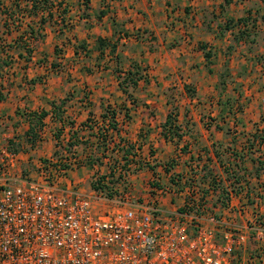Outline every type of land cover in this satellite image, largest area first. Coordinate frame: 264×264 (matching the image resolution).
Returning <instances> with one entry per match:
<instances>
[{
	"label": "crops",
	"instance_id": "1",
	"mask_svg": "<svg viewBox=\"0 0 264 264\" xmlns=\"http://www.w3.org/2000/svg\"><path fill=\"white\" fill-rule=\"evenodd\" d=\"M62 1L52 8L51 19L43 15L42 39L28 61L15 42L19 36L25 39L30 26L36 28L42 17L26 11L18 30L10 16L17 3L26 9L31 3L0 0V141L5 137L23 142L17 137L29 129L27 113L45 111L41 130H47L45 138L34 144L29 155L40 156L43 150L52 155L53 129L60 124L51 117V104L60 106L62 116L73 122L72 129L64 126L65 131L74 132L83 155L100 156L106 146L103 167L111 163L115 144H131L137 157L130 165L140 164L142 169L130 180L144 176L150 184L163 182L168 213L182 206L178 187L194 180L207 192V211L215 215L218 211L245 235L237 263L264 264V164L257 171L258 160L264 162V97H259L264 93V0H228L227 4L224 0H89L86 6L84 0ZM98 40L108 45L100 50ZM62 52L82 63L73 70L77 73L73 83L51 70ZM90 57L92 66L83 65ZM135 68L141 70L142 79L129 89L131 103L118 84L119 76ZM228 77L234 87L255 99L247 103L242 91L236 90L244 111L236 107L231 112L234 99H224ZM171 101L175 113L165 128ZM221 104L229 107L222 109ZM107 108L122 110L116 116L118 131L109 127ZM123 108L129 111L127 120ZM165 132L171 140L165 139ZM239 155L244 156L243 165ZM241 165L245 174L236 184L224 169L241 177ZM208 171L210 177L202 178ZM221 185L229 199L222 208ZM233 188L241 189L237 193ZM204 224L215 227L207 220Z\"/></svg>",
	"mask_w": 264,
	"mask_h": 264
},
{
	"label": "built area",
	"instance_id": "2",
	"mask_svg": "<svg viewBox=\"0 0 264 264\" xmlns=\"http://www.w3.org/2000/svg\"><path fill=\"white\" fill-rule=\"evenodd\" d=\"M19 161L0 146V264H238L245 235L225 232L221 240V218L198 210L193 186L181 192L184 210L166 215V190L146 201L128 187L112 198L86 194L53 159L37 179L23 177Z\"/></svg>",
	"mask_w": 264,
	"mask_h": 264
},
{
	"label": "trees",
	"instance_id": "3",
	"mask_svg": "<svg viewBox=\"0 0 264 264\" xmlns=\"http://www.w3.org/2000/svg\"><path fill=\"white\" fill-rule=\"evenodd\" d=\"M17 2H25V3H31V9H26V7H21L18 3L16 4L17 9L15 10V13H13L10 18L13 19V23L14 26L19 30L22 26V22L24 20V16L26 11L29 14H32L33 16H37V15H41L42 19H40L38 21V23L36 24V28H32L30 25V28L28 29V33L27 36L25 37V39H23L21 36H19V38L16 40L15 45H17V47L22 48L26 53H27V60L29 61L31 58L28 56H30L31 52L34 50L33 48L35 47V44L42 39V34H41V29L43 27V25L45 24L46 20L43 19V15L46 14L49 19L52 18V8L54 6L60 7L63 4L62 0H15ZM89 0H84L85 6L87 5V2ZM225 4L228 3V0H224ZM65 11H62V14ZM59 15L60 18V23L63 25L64 24V19L63 16ZM23 18V20H22ZM242 22H244L243 20H241ZM230 27H227V29H229ZM1 37H0V43H1ZM19 43V44H18ZM33 45V46H32ZM83 43L80 44L78 47L79 48H83ZM107 42L105 40H98V48L101 50L103 48H105L107 46ZM13 47V46H12ZM114 49L113 47H111V52H113ZM54 52L56 55H58L60 53V50L55 48ZM209 55L208 53H205V58L208 59ZM118 58L114 57V61H117ZM42 63V61H39V63ZM54 63H52L51 65H53ZM136 70L134 72L132 71H128L124 74L123 78H120L121 76H119V89L129 98L131 99L130 102L134 103V100H132V96L130 95L129 89L130 88H134L137 84V81L142 79V74H141V70L139 68H135ZM187 91L188 94H191V90L190 89H185ZM63 102H60V104H62ZM53 107V112H52V116L56 119V121L60 124V128L57 132L56 135H54L53 137L55 138L56 144H55V151L52 154V159L55 160L56 162H58L57 164L54 165V167L59 166L61 169L69 172V171H73V170H77L80 167H85L88 170L92 171L94 173V175L96 174L95 177H93L92 181L90 182V187L91 190L94 192H101L103 195H105L107 198H112L115 195L118 194L117 191V185L119 184V182H121L122 184L125 185V178L129 175L132 174H136L139 170L142 169V166L140 164H135V166H131L130 163L133 162L134 158L137 157V154L135 153V149L131 144H125V147L121 146V144H115L111 149V156H109V159L111 161V163H109L108 165H106L105 168L102 167L103 163H102V159L106 158L105 153H106V146H103V150L100 156H95L93 153H87L86 155H83L84 152L82 151H78L77 146L79 145L78 142L75 140V134L74 132H68L69 137L68 138H61V134L64 132L65 127H68L70 129H72L73 127V122H68V120H66L62 115L63 112H61L60 110V106H55L54 104H51ZM222 109L229 107L228 104H221ZM231 108V107H230ZM125 109V108H123ZM121 109L116 110V109H111V108H107L105 110V114H107V116L109 117V127L114 130V131H118L119 127H118V123L116 120V116L117 113H121ZM126 113L124 115V118L127 120L129 118L128 116V109H125ZM224 111V110H221ZM48 113L45 111H42L41 113L37 114L34 112H30L27 113V120L29 121V129L27 130V132L25 133V137L24 139L30 144V146H34V144L36 143V140H38L39 138V134H41V130L43 127V120L45 119V117H47ZM171 115L172 112L167 116L166 121L164 123V127L166 128L167 126H169L170 124V120H171ZM65 126V127H64ZM72 131V130H69ZM171 134H169V132H165L163 133V136L165 137V139L171 140L170 136ZM262 140V138H260ZM10 143V142H9ZM11 144L13 145V143L11 142ZM84 148V147H83ZM97 151H100L101 147L97 146L95 148ZM250 149V148H249ZM13 150V149H12ZM15 151V149L13 150ZM18 152V151H15ZM244 156L243 155H239V161L240 164L243 165V160ZM263 159H264V155H263ZM264 161V160H263ZM262 164H264V162H261V160H258V169L257 171L260 169V167L262 166ZM97 165V167H95ZM239 166L238 168H240L239 170L241 171V173L243 172V174L238 175L237 172L232 173L229 169H224V172L227 174V177L230 176V178L234 179L235 178V183H239V179H242V177L245 174V169L243 168V166ZM101 169H103L104 172L101 171ZM116 177V178H115ZM206 178V177H210V172H205V174L202 176V178ZM114 178L116 179V181H114ZM201 178V179H202ZM179 179V178H178ZM177 179V180H178ZM200 179V180H201ZM212 180V179H211ZM210 180V181H211ZM186 183H183V186H189V187H195L197 188V193L199 194V202L197 204L198 206V210L200 209V207H204L205 210H207L206 206V198L207 192H203L199 189L198 184H196V182H194V180H187L185 181ZM117 183V184H116ZM180 180H178V182L176 183L177 185H179ZM153 187H158L159 184L153 182L151 184ZM241 188H236V191L239 190ZM126 191V188H125ZM124 191V192H125ZM232 191H235V188L232 189ZM237 193H239L237 191ZM221 199H219L218 203L219 205L222 207H226L228 205V196H227V192H224V189L221 185V195H220ZM195 209V208H194ZM184 209L181 208L179 211H183Z\"/></svg>",
	"mask_w": 264,
	"mask_h": 264
},
{
	"label": "rangeland",
	"instance_id": "4",
	"mask_svg": "<svg viewBox=\"0 0 264 264\" xmlns=\"http://www.w3.org/2000/svg\"><path fill=\"white\" fill-rule=\"evenodd\" d=\"M47 56L51 57L52 54H50V55L48 54ZM80 64H82V63H80V61L75 60L72 57L66 56V52H62L61 55L58 57V60H55L54 68H51V70H52L53 73L57 72V74L65 77V81L66 82L73 83V82L76 81V77L74 78V75L77 74V73L73 72V70L76 69L77 66H80ZM91 64H92V58L91 57H90V59H88L87 61H84V63H83V65H85V66H88V65L92 66ZM81 73H82V75H84L83 72H81ZM46 75H50V73L46 74ZM46 75H44L42 77L40 76V78H45ZM228 81H230L229 77H228ZM228 84L230 86H227V88H226L227 91L224 93V99L227 98V97H229V98L231 97L232 99H234V100H232V101H235V102L232 103L233 104L232 105L233 108H232L231 112H233L236 107L238 109L243 108V111H244V105L241 106L240 105L241 103H239V102H242V101L241 100H236V98H237V91L236 90L242 91L243 94H242L241 98H243L244 101H247V103L250 102L251 100H255V99L251 98V97H248V95H245V91H247V90H244L242 88H238L237 86L234 87V85L231 84V81ZM171 93L178 95V93L175 90H172ZM221 95H223V94H221ZM246 97L249 98V99H244ZM259 97L260 98L264 97V93L259 94ZM171 102H172V114H173V113H175V110L173 109V108H175V106L173 104L175 101H171ZM246 107H247L246 109H249L248 106H246ZM68 122L70 123V121H67V123ZM260 124H262V122ZM59 128L60 127H56L55 129L52 128L53 129L52 136L57 134ZM46 131L47 130L44 131L45 135H46ZM2 132L3 131L0 130V139L2 138V134H3ZM44 132H41V134H39V138H38V140H36V142H41L45 138L44 137L45 136ZM24 137H25L24 135H18L17 138L23 140V142L18 143V144L15 143V142H12V140H10V139H6L4 137V140L0 141V146H8V147H10L13 150L15 149V151H18V153L20 155V161H19V166L18 167H19V170L21 172V175L23 177H26V178L37 179L38 176H39V166L41 164H44V162L46 160L52 159V155L47 156V154L43 153L44 152V150H43V152L40 154V156H38V154L30 156L29 154L31 153L33 147L30 146V144L24 139ZM66 137H69V134H68V132H66L64 130V132L61 134V138L60 139H62V138L66 139ZM8 140H10L13 143V145ZM109 162H111L110 159H109ZM105 167L106 166H103V168H105ZM50 168H51V166H50ZM51 170H53V169L51 168ZM73 171H75V170H73ZM73 171H69L68 172V175H67L68 181L73 182L74 184H76V186L79 189H81V191L85 192L86 194H92L93 191L91 190L90 182L92 181L93 177L96 176L97 173L94 175V173L92 171L88 170L87 168L84 171H79V172H73ZM101 171L104 172L103 169H101ZM132 175H129L128 178L127 177L125 178V180H126V181H124L125 185L122 184L121 182H119V184L116 186L118 194H119V192H124L125 188L127 189V187H128L130 189L131 194L137 200L142 201L146 197H149V196L153 195L155 192H158L160 190H164V191L166 190V193L160 196V199H161V201H160V209L163 212H165L166 210L164 209L165 206L163 204L165 203V199L167 198L166 197V194H167V191H168L166 189L167 186H165V184L163 182H159V181L154 180V182L159 184V186L158 187H153L150 184L151 181H147L146 182V177H144V176H141L139 178L130 180L129 177H131ZM115 178H114V181H116ZM185 187L186 186L180 185L178 187V189L182 191ZM108 207L109 208H115V207H113V205H110V206L108 205ZM181 208H182V206H181ZM165 214L167 215L166 212H165ZM210 214H213V212L210 213ZM214 216L217 217V218H221V228L218 231V234H219L218 236H219V238H221V240H222L223 233H225V232L237 233L239 231L238 229L234 228V226H233L234 222L229 221L230 219H225L221 215V213H219L218 211H216V215H214Z\"/></svg>",
	"mask_w": 264,
	"mask_h": 264
}]
</instances>
